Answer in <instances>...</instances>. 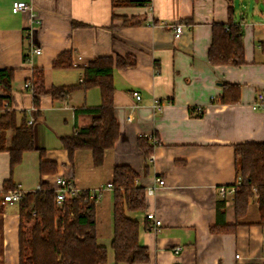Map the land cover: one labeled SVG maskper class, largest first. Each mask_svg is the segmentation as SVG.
<instances>
[{
  "label": "crops",
  "instance_id": "obj_1",
  "mask_svg": "<svg viewBox=\"0 0 264 264\" xmlns=\"http://www.w3.org/2000/svg\"><path fill=\"white\" fill-rule=\"evenodd\" d=\"M16 1L32 3L42 20L34 24L32 36L26 34L32 17L28 11L13 12ZM127 1L0 0V69H13L17 124L23 117L32 124L36 145L44 150L43 155L25 151L13 170L9 151L0 150V193L10 178L24 192L38 189L42 180L55 189L58 177L80 190L103 188L97 200V234L109 238L113 189L106 185L117 165L129 164L144 189L156 177L166 181L154 195H146L144 209L128 211L139 220V242L149 250L148 264H264V222L257 196L237 219L234 195L220 193L237 180L234 145L264 142V103L254 108L258 93H264V0H233V22L240 26L244 43L245 61L237 66L208 58L213 24L230 22L228 0ZM179 23L184 31L175 37ZM32 43L42 53L29 64L26 52ZM67 50L74 66L54 67L53 61ZM128 54L136 64L113 72L118 141L106 149L101 165H95L90 149H78L70 159L61 138L91 123L94 114L77 109L99 106L100 87L77 89L64 98L44 95L38 112L24 83L35 68H42L47 88L77 84L96 57ZM226 83L240 85L239 102H220ZM134 90L141 93L140 101ZM0 94L7 92L0 88ZM155 99L160 109L153 106ZM11 135L7 130V147ZM141 137L153 146L147 162ZM41 159L55 162V173L41 174ZM18 207L8 202L0 206V264H19ZM147 211L162 219V225L153 227ZM217 224L236 228L215 232L211 227ZM178 246L182 248L176 253Z\"/></svg>",
  "mask_w": 264,
  "mask_h": 264
},
{
  "label": "trees",
  "instance_id": "obj_2",
  "mask_svg": "<svg viewBox=\"0 0 264 264\" xmlns=\"http://www.w3.org/2000/svg\"><path fill=\"white\" fill-rule=\"evenodd\" d=\"M230 2V22L214 23L212 42L208 58L214 64L240 65L244 63V43L240 26L233 22L234 6ZM149 0H128V4H147ZM139 23V21H134ZM264 47V43H263ZM133 55L99 56L84 67V77L77 84L47 88L44 83V70L35 68L31 89L33 104L40 111L41 98L52 95L54 98L67 97L77 89L100 87L101 104L95 108L77 109L94 114L90 124L79 128L76 133L61 138L63 147L73 159L78 149H90L95 165L104 161L105 151L115 146L120 136L114 104V68L136 64ZM56 68L73 67L72 51H63L54 61ZM14 71L0 69V88L7 95L0 94V150L10 153V166L13 170L22 161L28 150H44L36 145L34 126L23 117L18 125L16 111L12 109V83ZM241 87L238 84H224L220 97L222 103L240 101ZM12 130L10 145L6 146L7 130ZM146 162L153 153V146L147 138H140ZM237 180L234 193L237 219L244 216L257 196L260 217L264 222V142H242L234 145ZM147 167V164H146ZM57 170V164L41 159L40 173ZM139 173L129 164H120L113 172V237L114 264H148L149 250L139 242V220L128 215V211H138L146 207L147 196L144 187L137 184ZM240 181V182H239ZM3 191L16 189L12 178L4 182ZM0 193V206L4 203ZM56 191L50 183L42 180L38 189L26 192L19 202L21 224L19 230V264H107L108 248L98 241L97 199L90 197V191L83 190L77 195H67L60 205L56 202ZM224 201L218 208H223ZM32 220L30 228L23 218ZM236 225H215L213 231H233Z\"/></svg>",
  "mask_w": 264,
  "mask_h": 264
},
{
  "label": "built area",
  "instance_id": "obj_3",
  "mask_svg": "<svg viewBox=\"0 0 264 264\" xmlns=\"http://www.w3.org/2000/svg\"><path fill=\"white\" fill-rule=\"evenodd\" d=\"M13 12H20V11H28L31 15V24L28 29H26V34L28 35H33L35 31L34 24H40L41 19L38 17V15L34 12V5L32 3H27L25 1H16L13 4L12 7ZM174 35L175 37H180L182 32L184 31V24L179 23L174 26ZM42 53V48L36 45V43H32V45L29 47V49L26 52V61L30 64L33 61V58L35 55H38ZM32 85V79L30 78L28 81L24 83L25 88H30ZM133 95L136 98V101H140L142 98L141 93L138 90L133 91ZM264 103V93H258L256 97V101L254 103V108H260ZM153 106L156 109L161 108V103L159 99H155L153 102ZM30 123L33 122L31 119L29 121ZM156 142V141H155ZM57 189L55 190L57 195H56V202L58 204H62L63 201L65 200L67 195H77L81 193L83 190L78 189L75 185L71 184L69 181H67L64 177H58L57 180ZM240 182V181H239ZM166 185V181L162 177H156L154 183H152L150 186H147L145 188L146 195L147 196H152L156 193V191L164 187ZM107 188H113L112 182L108 183L106 185ZM102 190L103 188L96 189L95 191H90V197L91 198H96L99 200L102 197ZM236 190V184L230 185L228 187H221L220 188V193L222 195H234ZM26 192L16 188V189H9L7 191H4L2 193V199L4 202H8L11 204L14 203H19L21 199L23 198L24 194ZM146 217L152 221L153 227H159L162 225V219H160L154 212L152 211H147L146 212ZM181 246H178L175 248V252L178 253L181 250ZM238 256V255H237Z\"/></svg>",
  "mask_w": 264,
  "mask_h": 264
},
{
  "label": "rangeland",
  "instance_id": "obj_4",
  "mask_svg": "<svg viewBox=\"0 0 264 264\" xmlns=\"http://www.w3.org/2000/svg\"><path fill=\"white\" fill-rule=\"evenodd\" d=\"M246 1H248V0H246ZM236 3L241 4V0H237ZM57 187H58V185L56 184L55 189H57ZM23 221H24L23 223L25 224V226H27L28 228H30L32 223H33L32 220H28L26 217L23 218ZM111 230H112V232H111L112 234L110 235L109 238L98 237L99 242L108 248V262H107V264H114V251H113V248L111 247V240L113 237V222H112Z\"/></svg>",
  "mask_w": 264,
  "mask_h": 264
}]
</instances>
